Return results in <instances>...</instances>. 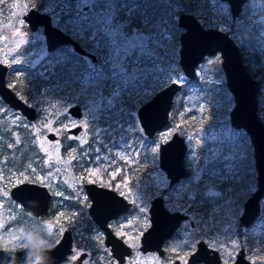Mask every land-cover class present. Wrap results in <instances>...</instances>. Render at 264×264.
Here are the masks:
<instances>
[{
	"label": "rangeland",
	"instance_id": "rangeland-1",
	"mask_svg": "<svg viewBox=\"0 0 264 264\" xmlns=\"http://www.w3.org/2000/svg\"><path fill=\"white\" fill-rule=\"evenodd\" d=\"M191 2L194 8L191 12L202 24L226 31L238 45L246 70L257 81V114L264 123V0H248L235 18L231 17L226 1ZM65 3L66 0H0V62L9 65L14 78L24 74L28 78L41 68L50 69L65 54L61 51L46 56L41 29L25 28L22 15L29 7L48 12L55 26L81 37L74 9L71 17H63L69 11L63 6ZM38 4L41 8L36 6ZM140 6L141 11L148 12V8ZM175 7L178 13L185 10L181 4ZM173 31L174 24L170 20H153L151 59L130 66L128 71L116 65L114 74L113 65L105 61L107 52L104 51L95 63L88 64L84 75L81 70L78 74L65 73L62 83L57 77L56 84L47 86L42 97L50 103H40L38 96L28 100L16 91L37 108V116L31 121L14 109L0 106L3 122L14 132L30 131L31 144L43 154L39 162L45 169L28 166L23 171L11 172L6 178L0 173L3 180L0 183L1 247L12 250L50 247L64 228L77 232L80 228L75 226L77 212L74 206L68 207V202L72 205L75 201L81 202L86 197L83 182L92 181L114 188L131 202L126 213L108 222L113 231L132 246L133 252L123 264H175V259L187 264L186 256L200 239L219 251L223 263L233 261L237 250L244 247L249 261L264 264V211L249 227L241 226L238 221L243 201L256 187V173L252 147L244 146L249 143L248 135L229 122L233 96L225 85L220 54L215 52L201 61L196 68V78L186 82L175 94L168 123L152 137H147L138 123L136 108L141 103L172 80H188L176 60L179 41L172 35ZM87 41L92 40L87 36ZM30 43L35 46L18 53ZM12 79L7 72L6 81L10 86H13ZM87 85L92 86L84 91ZM101 95L106 99L101 101ZM74 103L82 105V116L78 119L66 114L68 106ZM128 104L135 105V110L128 109ZM128 112L134 117L132 121ZM76 124L82 127L77 135L66 131ZM50 131L57 134L56 141L47 138ZM174 131L183 136L186 143L188 175L169 186L166 173L158 165L157 150L159 143L166 141ZM62 138L71 144L63 152ZM220 158L224 161L216 164ZM246 162L252 165L245 166ZM24 180L44 183L52 193V213L30 226L33 221L21 214L20 206L8 194L11 185ZM197 188L205 194L206 213L195 211L192 221L182 222L164 243L162 256L142 252L139 239L149 224L151 198L161 195L169 210H181L193 203L191 198ZM263 202L264 196L261 205ZM14 221L19 224L14 225ZM89 230V240L94 239V245H98L103 238L102 231L94 224ZM80 241L82 244L83 239ZM105 251L109 257L108 248Z\"/></svg>",
	"mask_w": 264,
	"mask_h": 264
},
{
	"label": "water",
	"instance_id": "water-1",
	"mask_svg": "<svg viewBox=\"0 0 264 264\" xmlns=\"http://www.w3.org/2000/svg\"><path fill=\"white\" fill-rule=\"evenodd\" d=\"M223 1L229 4L234 17L246 0ZM23 17L32 28H35L37 24L43 25L48 49L65 42H71L75 51L85 52L77 40L51 24L48 13L30 7ZM176 20L177 25L181 28L178 65L188 80L195 79V67L205 55L213 54L216 51L220 53V64L225 75V84L234 101L229 112L230 125L245 131L253 150L256 188L244 201L239 216V223L249 227L260 216V201L264 194V123L257 115V82L245 69L238 46L226 32L213 27L205 28L193 13L187 11H180ZM5 72L6 65L0 63V97L10 107L20 111L27 119H33L36 115L35 108L18 97L7 86ZM181 88L182 82L172 80L138 107V120L147 136L151 137L156 130L168 122V113L174 96ZM69 111L74 116L81 115L79 104H73ZM76 129H72V131H76ZM48 137H54V133H48ZM185 150L184 138L177 132H173L170 138L159 143V166L166 172L170 184L186 174L183 165ZM84 187L91 199L88 208L90 215L103 229L105 244L110 245L113 255L119 262H122L124 256L130 253V247L112 232L107 225V220L126 210L129 203L112 189L94 183H86ZM9 194L24 211L32 215L44 216L48 212L51 193L44 184L23 181L12 186ZM149 213L151 225L141 236L140 248L143 251L156 249L161 253L163 239L170 236L180 220L186 215L168 211L161 196H156L151 200ZM71 243V233L66 229L58 242L50 248L29 247L11 250L0 247V264H34L37 259L40 260V264H57L67 258V254L71 250ZM200 261L204 264H223L217 250L208 247L202 239L197 242L195 251L189 256L190 264ZM229 264L255 263L249 261L245 257L244 249L240 248L235 259Z\"/></svg>",
	"mask_w": 264,
	"mask_h": 264
},
{
	"label": "flooded vegetation",
	"instance_id": "flooded-vegetation-1",
	"mask_svg": "<svg viewBox=\"0 0 264 264\" xmlns=\"http://www.w3.org/2000/svg\"><path fill=\"white\" fill-rule=\"evenodd\" d=\"M140 1V0H139ZM138 0H129V3H136V2H138L139 4L141 3V2H139ZM221 1H223V0H221ZM248 0H246L243 4H242V6H241V9H242V7H243V5L247 2ZM37 7H39V8H41V5L40 4H38V5H36ZM31 7H33V6H31ZM30 8V7H29ZM28 8V9H29ZM34 8H36V7H34ZM229 8H230V6H229ZM27 9V10H28ZM37 9V8H36ZM241 9H240V11H241ZM26 10V11H27ZM38 10H40V9H38ZM26 11L23 13V15L26 13ZM40 11H42V10H40ZM183 11H186V10H183ZM240 11L238 12V14L236 15V16H232V14H231V11H230V14H231V17H233V18H235V17H237L238 15H239V13H240ZM42 12H46V11H42ZM187 12H190V11H187ZM46 13H48V12H46ZM73 13L74 12H72V10H71V12H70V10L68 11V13L64 16L63 15V17H71V15H73ZM191 13H193V12H191ZM49 14V13H48ZM194 14V13H193ZM23 15H22V17H23ZM195 15V14H194ZM49 16H50V21H51V24H53L52 23V19H51V15L49 14ZM195 17L198 19V17L195 15ZM134 18V16L132 17V21L135 19H133ZM23 19H24V17H23ZM177 19V18H176ZM25 20V19H24ZM199 20V19H198ZM25 22H26V25H25V28H28L29 30H38V29H41V31H42V33H43V25H40V24H37V26L35 27V28H32L30 25H29V23L25 20ZM199 22H200V20H199ZM201 23V22H200ZM176 24H177V20H176ZM202 24V23H201ZM54 25V24H53ZM131 26H135L134 24H130ZM205 28H209V27H211V26H205L204 24H202ZM55 26V25H54ZM178 26V25H177ZM179 27V26H178ZM59 28V27H58ZM180 28V27H179ZM213 28H216V27H213ZM216 29H219V28H216ZM62 30V29H61ZM221 30V29H220ZM64 31V30H63ZM222 31H224V30H222ZM65 33H67L68 35H70L71 37H73L75 40H77L78 42H79V44L81 45V47H83V49H84V51L85 52H83V53H81V52H77V51H75L74 50V48H73V45L71 44V42H65V43H62V44H59V45H57V46H55V47H53V48H51V49H48V46H47V42H46V38H45V34L43 33V35H44V38H45V49H46V52H47V57L48 56H51L52 54H55V53H57V52H61V51H65L64 53V55H63V58L58 62V63H56V64H54V65H51V67H50V69H47L46 67H44V68H41V69H39L37 72H35V73H32V74H30L29 75V77H33V76H36V75H38V74H41V73H43V72H48V74H49V78H50V85H54V84H56V80H57V77H59L58 76V74H65L64 72H60V68L62 69L63 67H66V66H70L72 69H74L75 71H74V73H72V74H78L79 73V70H81V71H83V75L85 74V71H84V69L85 70H88V64L89 63H91V64H93V63H95L100 57L99 56H101V54H103V52H104V49L103 48H100V47H97L96 46V44H94L92 41H87V35L85 34V33H83L82 32V35H81V37H77V36H75L74 34H73V32L71 31V30H69L68 32L67 31H64ZM180 32H181V28H180ZM180 32L178 33V41H179V34H180ZM224 32H226V31H224ZM227 33V32H226ZM228 34V33H227ZM229 35V34H228ZM230 36V35H229ZM231 37V36H230ZM232 39V38H231ZM233 40V39H232ZM34 43H30V44H28L27 46H25V47H23L22 49H20V50H23V51H21V52H18V53H24V52H26V51H28L29 49H30V47H31V45L34 47L35 46V44L33 45ZM236 44V43H235ZM237 45V44H236ZM179 46H180V43H179ZM238 46V45H237ZM239 48V47H238ZM178 50H179V48H178ZM240 51V50H239ZM216 52H218V51H216ZM219 53V52H218ZM220 54V53H219ZM94 57H93V56ZM209 55H211V54H209ZM206 56H208V55H205L203 58H202V60L206 57ZM240 57H241V54H240ZM178 58H179V54H178ZM85 60H87V61H85ZM178 60V59H177ZM201 60V61H202ZM89 61V62H88ZM201 61L196 65V67H195V78H196V68H197V66L201 63ZM242 61V60H241ZM220 62H221V56H220ZM0 63H2V64H5L6 65V72H5V83L7 84V86H9L14 92H15V94L18 96V97H20L18 94H17V92L16 91H18V92H21L20 90H18V88H17V80L18 79H21V78H24V77H27L26 76V74H24V75H22L21 77H17V78H14L13 77V75H12V70L9 68V65L8 64H6V63H3V62H0ZM243 63V62H242ZM244 65V64H243ZM220 67H221V64H220ZM245 67V66H244ZM19 69V68H18ZM24 69H30V68H28V67H24ZM54 69H56V71H55V74H54V72H53V70ZM181 69V68H180ZM221 69H222V67H221ZM246 69V68H245ZM223 71V70H222ZM7 72H8V76H9V78H13L12 80H13V86H10L8 83H7V81H6V74H7ZM87 73H89V72H87ZM224 73V72H223ZM225 76V75H224ZM253 77V76H252ZM187 81V80H186ZM186 81L185 82H182V88H184V85L186 84ZM189 81H192V80H189ZM257 82V81H256ZM168 84V83H167ZM226 85V84H225ZM165 86V85H164ZM163 86V87H164ZM256 87H257V85H256ZM161 89V88H160ZM228 89V88H227ZM158 91V90H157ZM230 92V91H229ZM22 93V92H21ZM23 94V93H22ZM153 96V95H152ZM151 96V97H152ZM150 97V98H151ZM175 97V96H174ZM21 98V97H20ZM149 98V99H150ZM22 100H24L23 98H21ZM148 99V100H149ZM26 103H28L27 102V100H24ZM147 101V100H146ZM145 102V101H144ZM143 102V103H144ZM28 104H30V103H28ZM74 104H79V103H74ZM142 104V103H141ZM140 104V105H141ZM31 105V104H30ZM73 104H71V105H69L68 106V108H67V113L66 114H69L70 116H72V117H74V118H76V119H78V118H80L81 116H82V111H83V109H82V105H80L79 104V106H80V110H81V115L80 116H74L70 111H69V108L72 106ZM131 107L129 108L128 107V109H132V110H135V105H132V104H129ZM128 105V106H129ZM139 105V106H140ZM233 105H234V101H233ZM0 106H4V107H8V108H11V109H14V108H12V107H10L5 101H3V99L0 97ZM34 108H35V110H36V115H35V117L33 118V119H35L36 118V116H37V108L34 106V105H32ZM37 106V105H36ZM138 106V107H139ZM138 107L136 108V116H137V109H138ZM171 107H172V105H171ZM233 107V106H232ZM231 107V108H232ZM257 108H258V106H257ZM171 109V108H170ZM14 110H16V109H14ZM231 110V109H230ZM230 110H229V112H230ZM16 111H18V110H16ZM26 120H28V121H31V120H33V119H27L20 111H18ZM169 112H170V110H169ZM129 113V112H128ZM129 115H130V121H132L133 120V115L131 114V113H129ZM258 115V114H257ZM0 117H1V120H2V122H3V113H1L0 112ZM137 120H138V116H137ZM168 121H169V113H168ZM138 123H139V120H138ZM168 123V122H167ZM166 123V124H167ZM3 124L4 125H6V127H7V124L5 123V122H3ZM165 124V125H166ZM139 125H140V123H139ZM164 125V126H165ZM76 127H77V129H76ZM141 127V126H140ZM81 125L80 124H76V125H74L73 127H70V128H67L66 129V131H68V132H71V133H73V134H75V135H77L79 132H80V130H81ZM142 128V127H141ZM72 129H76V131H72ZM161 129V128H160ZM4 130L7 132V130H6V128H4ZM28 130V129H27ZM143 130V129H142ZM29 131V130H28ZM156 131H158V130H156ZM155 131V132H156ZM30 132V131H29ZM28 132V133H29ZM51 133H54L53 131H50ZM50 132H48V133H50ZM155 132H154V134H155ZM174 132H176V131H174ZM28 133H27V136H29L28 135ZM48 133L46 134V136H47V138L50 140V141H56L57 140V134H55L54 133V137H52V138H49L48 137ZM143 133H144V131H143ZM178 133V132H177ZM145 134V133H144ZM153 134V135H154ZM64 135H66V132L64 131ZM146 135V134H145ZM152 135V136H153ZM172 135V134H171ZM147 136V135H146ZM151 136V137H152ZM65 137V136H64ZM147 137H149V136H147ZM183 137V136H182ZM170 138V137H169ZM74 142H75V140H73ZM185 141V140H184ZM164 142V141H163ZM250 143V142H249ZM9 143L7 142V134L6 133H4V134H0V173L2 174V176L4 175V178H6V175H9L11 172H13V171H16V172H19V171H23L25 168H23L22 167V165H21V161H18L17 159L15 160H12L11 159V163L9 164V162L7 161V157H6V148H7V145H8ZM251 145V144H250ZM68 146H71V144L69 143H66V140L64 139V138H62V144H61V151L63 152V151H65L67 148H68ZM159 146V145H158ZM34 147H35V145H34ZM251 147H252V145H251ZM36 149H35V152H37V147H35ZM186 152H187V150H185V154H184V156H183V165H184V167H185V170H186V174H185V176H187L188 175V169L186 168V166H185V155H186ZM252 152H253V150H252ZM37 154H38V156L36 157V159L35 160H37L38 161V165L39 166H41L42 167V170L41 171H44L45 169H44V166H43V164L42 163H40L39 162V159L40 158H43V154L42 153H40L39 151L37 152ZM20 156H21V152H20ZM19 156V157H20ZM157 156H158V150H157ZM222 161H224L223 159H221L220 158V160H219V162L217 161V163L216 164H220L221 165V163H222ZM249 163H251L252 164V162H246V164H245V166L246 165H249ZM158 165H159V158H158ZM29 166H34L36 169H39L40 170V168H38L37 167V165H35V164H32V165H29ZM253 166H254V169H255V165H254V156H253ZM28 167V166H27ZM27 167H26V169H27ZM160 167V166H159ZM161 168V167H160ZM162 169V168H161ZM164 171V170H163ZM165 172V171H164ZM166 173V172H165ZM255 173H256V171H255ZM166 176H167V174H166ZM185 176H183V177H181L178 181H180L182 178H184ZM168 178V177H167ZM256 180V179H255ZM3 180L1 179V175H0V183L2 182ZM24 181H30V180H24ZM178 181H176V182H174V183H172V184H170L169 183V178H168V185L169 186H171V185H173V184H175V183H177ZM20 182H23V181H20ZM20 182H17V183H15V184H13V185H11L10 187H9V189H8V194H9V191H10V188L12 187V186H14V185H16V184H18V183H20ZM30 182H37V181H30ZM37 183H41V182H37ZM86 183H94V184H96V185H99V186H102V187H106V188H109V189H112V190H114L117 194H119V195H121L120 193H118L114 188H112V187H109V186H105V185H102V184H100V183H96V182H92V181H85V182H83V184H82V186H83V188H84V190H85V184ZM41 184H44V183H41ZM45 185V184H44ZM255 185H256V181H255ZM48 189H49V187L47 186V185H45ZM256 188V187H255ZM255 190V189H254ZM49 191H50V189H49ZM50 193H51V191H50ZM85 193H86V197L81 201V202H77V201H75L76 202V204H74V205H77V208H78V210H76V212H77V216H76V218H75V226L76 227H80V228H78V230H77V232L76 231H72L71 229H69V228H64L63 230H62V232H61V234H60V237H61V235H62V233H63V231L64 230H69L70 231V233H71V238H72V243H71V250H70V252L67 254V258L66 259H64V260H62V261H60L59 263H57V264H110V262H112V263H115V264H123V263H125V261H126V259H127V257L133 252V249H132V246L131 245H129L124 239H123V237H121V236H119V235H117L114 231H113V229L111 228V226L109 225V220H111V219H114V218H117V217H119L120 215H122V214H124V213H126L127 211H128V209L130 208V206H131V202L129 201V200H127L125 197H123V195H121L128 203H129V206L127 207V209L126 210H124V211H122V212H120V213H118V214H116L115 216H113V217H111V218H109L108 220H107V225L110 227V229L112 230V232L117 236V237H119L126 245H128L129 247H130V253L128 254V255H125L124 256V259H123V261L122 262H119L118 261V259L113 255V253H112V251H111V249H110V245H106L105 244V242H104V232H103V229L93 220V218H92V216L90 215V213H89V211H88V208H89V205H90V202H91V199H90V197L88 196V194H87V191L85 190ZM196 195H200V196H202L203 197V199L204 200H206L205 199V194H203V191L200 189V188H197L196 189V193H195V195L191 198L192 199V204L191 205H187L186 207H184L183 209H181V210H178V209H176V210H169L168 208H167V206H166V204H165V200H164V198L161 196V195H156V196H161L162 197V199H163V204H164V206H165V208L168 210V211H170V212H179V213H182V214H184V215H186V217L185 218H183L182 220H180V222H179V224L177 225V227L173 230V232L170 234V236H168V237H166V238H164L163 239V241H162V244H161V249H162V252L161 253H159L156 249H153V250H146V251H143L141 248H140V245H141V236H142V234H143V232L151 225V221H150V213H149V209H150V206H151V200L154 198V197H156V196H154L153 198H151V200H150V205H149V207H148V220H149V224H148V226L142 231V233H141V235H140V239H139V249L142 251V252H156L158 255H160V256H162L163 254H164V252H165V250H164V248H163V245H164V243L170 238V237H172L175 233H176V230L181 226V224H182V222H184V221H192V218H191V215L192 214H195V211H196V207H197V201L195 202V196ZM250 196V195H249ZM248 196V197H249ZM263 196H264V194H263ZM262 196V197H263ZM247 197V198H248ZM9 198L11 199V200H13L15 203H17L19 206H20V208H21V214L24 216V217H26V219H28L29 217H34V218H39V220H31V221H33V223L35 224V222H37V221H40L41 219H43L44 217H46L48 214H51L52 213V211H53V209L51 208V200H52V193H51V200H50V204H49V208H48V212H47V214H45L44 216H35V215H32V214H30L29 212H26V211H24L23 209H22V207H21V205L17 202V201H15L13 198H11V196H10V194H9ZM198 198H201V197H198ZM246 198V199H247ZM245 199V200H246ZM244 200V201H245ZM261 200H262V198H261ZM244 201H243V203H244ZM195 202V203H194ZM196 205V206H195ZM242 208H243V204H242ZM51 209H52V211H51ZM261 211H262V205H261V201H260V214H261ZM196 212H200V211H196ZM241 212H242V210H241ZM204 213V212H203ZM206 213V212H205ZM20 214V215H21ZM241 214V213H240ZM240 214H239V216H240ZM20 221V220H19ZM18 221V222H19ZM238 221H239V217H238ZM17 222V221H16ZM33 224V225H34ZM93 224H94V226H96L98 229H100L101 231H102V233H103V238H102V241H99V243H97L98 245H94V242H95V240L94 239H92V241L91 240H89L91 237H90V230H89V227H92L93 226ZM240 224V223H239ZM241 225V224H240ZM241 226H243V225H241ZM243 227H245V226H243ZM59 237V238H60ZM80 238H82L83 239V243L81 244V241H80ZM59 240V239H58ZM58 240L55 242V243H57L58 242ZM201 240V239H200ZM203 240V239H202ZM199 241V240H198ZM197 241V242H198ZM54 243V244H55ZM206 243V242H205ZM53 244V245H54ZM207 244V243H206ZM52 245V246H53ZM1 247V246H0ZM51 247V246H50ZM50 247H40V248H50ZM196 247H197V243H196ZM196 247L194 248V250L192 251V252H194L195 251V249H196ZM209 247V246H208ZM1 248H3V247H1ZM29 248V247H28ZM108 248V250H109V252H110V256L109 257H107L106 255H105V250ZM210 248H212V247H210ZM240 248H243L244 249V251H245V248L244 247H240ZM239 248V249H240ZM7 249V248H6ZM24 249V248H23ZM76 249H78V251L76 252V254H75V256L74 257H72V255H73V253H75L74 251L76 250ZM215 249V248H214ZM239 249L237 250V252L239 251ZM12 250V249H11ZM17 250V249H16ZM217 250V249H216ZM192 252H190L187 256H186V263L187 264H190L189 263V256H190V254L192 253ZM217 252H218V254H219V257H220V259H221V256H220V253H219V251L217 250ZM237 252H236V254H237ZM236 254H235V256H236ZM246 257V256H245ZM235 259V258H234ZM115 261V262H114ZM222 261V260H221ZM201 263H203L202 261H200ZM200 262H196V263H193V264H198V263H200ZM232 262V261H231ZM174 263L175 264H181L180 262H179V260L178 259H175L174 260ZM222 263H223V261H222ZM230 263V262H229ZM229 263H223V264H229ZM158 264V263H157ZM204 264V263H203Z\"/></svg>",
	"mask_w": 264,
	"mask_h": 264
},
{
	"label": "snow or ice",
	"instance_id": "snow-or-ice-1",
	"mask_svg": "<svg viewBox=\"0 0 264 264\" xmlns=\"http://www.w3.org/2000/svg\"><path fill=\"white\" fill-rule=\"evenodd\" d=\"M63 6L70 12L74 9L80 31L107 52L105 61L113 65L114 74L117 73L116 65L128 71L130 66L152 58L150 27L154 17L147 11H141L139 4L129 3V0H66ZM133 16L136 17L132 21L134 27L127 22ZM60 70L67 74L75 71L70 66ZM91 86H84V91ZM100 99L103 101L106 98L101 95Z\"/></svg>",
	"mask_w": 264,
	"mask_h": 264
},
{
	"label": "trees",
	"instance_id": "trees-1",
	"mask_svg": "<svg viewBox=\"0 0 264 264\" xmlns=\"http://www.w3.org/2000/svg\"><path fill=\"white\" fill-rule=\"evenodd\" d=\"M139 2H141L139 5L145 6L146 9L148 8V13L152 17H154V20L157 18H165L170 20L174 24V31L172 35L174 36L175 39L178 38V27L176 25V17L178 15V12L175 6L181 4L182 6H184L186 11H190V12L193 11L194 9L192 7L191 0H140ZM134 18L136 19L135 16ZM125 20L127 21V17H125ZM127 22L129 24H134L132 23V20ZM177 69L178 71L180 70L178 67ZM58 76H59L58 80L62 83L63 80L65 79V74H58ZM188 81L189 80H187L186 82L188 83ZM17 84H18L17 85L18 90H20L28 100H30L32 96H38L40 98L39 99L40 103H45V104L50 103L49 100L42 97L44 96V93L47 91L46 87L50 85V78L48 72H43L33 77H28V78L24 77L18 79ZM128 107L130 108L131 106L129 105ZM4 128H6L7 132L4 130ZM28 132L29 131L27 129H21V131H17V133L14 132L11 127H9L8 125L6 127V125L3 124L0 117V134L6 133L7 142L9 143L7 145L5 152L9 164L11 163V159L12 160L17 159L18 161L22 162L21 165L23 168L35 164L37 165L38 168H40V170H42V167L38 165V161L35 160L38 154L37 152H35L34 145L31 144V136H27ZM244 146L247 147L248 149L251 148L250 143H247ZM20 152H21V156H20ZM249 165L252 164L249 163ZM194 200L195 202L197 201L196 211L205 212L207 209L206 200H204L203 197L200 195H196ZM72 206H74L75 209L78 210L77 205H72L70 202H68V207H72ZM263 211H264V202L262 203V212ZM33 219L35 221L39 220V218H34V217H29L27 220L31 221ZM13 224L17 226L19 223L14 221ZM33 224L34 223H30L29 226ZM243 230L245 231V229ZM243 240L245 242L247 241L246 238H244Z\"/></svg>",
	"mask_w": 264,
	"mask_h": 264
},
{
	"label": "clouds",
	"instance_id": "clouds-1",
	"mask_svg": "<svg viewBox=\"0 0 264 264\" xmlns=\"http://www.w3.org/2000/svg\"><path fill=\"white\" fill-rule=\"evenodd\" d=\"M34 264H40V260L37 259V260L34 262Z\"/></svg>",
	"mask_w": 264,
	"mask_h": 264
}]
</instances>
